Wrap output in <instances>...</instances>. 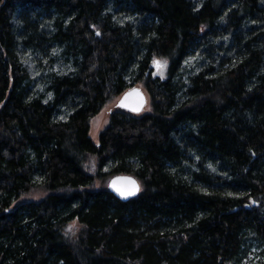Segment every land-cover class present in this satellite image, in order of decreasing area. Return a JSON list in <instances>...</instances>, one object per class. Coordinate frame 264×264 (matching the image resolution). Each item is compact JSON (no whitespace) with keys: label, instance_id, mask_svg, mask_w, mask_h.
I'll return each mask as SVG.
<instances>
[{"label":"trees","instance_id":"16d2710c","mask_svg":"<svg viewBox=\"0 0 264 264\" xmlns=\"http://www.w3.org/2000/svg\"><path fill=\"white\" fill-rule=\"evenodd\" d=\"M133 86L150 109L116 107L94 143L91 119ZM117 174L140 192L117 198ZM255 251L264 0H0V264H242Z\"/></svg>","mask_w":264,"mask_h":264},{"label":"rangeland","instance_id":"374dc122","mask_svg":"<svg viewBox=\"0 0 264 264\" xmlns=\"http://www.w3.org/2000/svg\"><path fill=\"white\" fill-rule=\"evenodd\" d=\"M196 55H193V57H190V59H188V65H192L195 66V61H197V58L195 57ZM156 66H155V71L156 72H162V67L165 64V61L162 59L156 60L155 62ZM59 66L55 67V70L58 69ZM62 68V67H61ZM35 75V74H34ZM41 74H37V76H40ZM140 86V85H139ZM119 97L113 98L110 101H108L103 108L91 119L90 122V131H89V135L92 139V141L94 143H98L99 141V134L100 132L105 128V126L108 123L109 120V113L114 110L117 106V102L119 100ZM149 103L145 105V107L143 108L144 111L149 110ZM142 110V111H143ZM86 169L90 172V173H94L97 166H96V160L93 157H90L88 159V162L85 165ZM107 184V181L106 183ZM42 191H35L32 192L31 194H29L28 196L22 197L19 201L22 200H27V199H31V198H39L42 195ZM71 228H75L72 229L71 231H77L79 229V225L77 224L76 221H73L70 224ZM263 254H261L260 251H255L250 253L243 261L242 264H263Z\"/></svg>","mask_w":264,"mask_h":264},{"label":"water","instance_id":"95a60500","mask_svg":"<svg viewBox=\"0 0 264 264\" xmlns=\"http://www.w3.org/2000/svg\"><path fill=\"white\" fill-rule=\"evenodd\" d=\"M147 103V95L145 91L139 86H133L132 88L124 91L117 102V106L129 110L134 113L141 112ZM138 109V110H137ZM135 184L139 191L135 195L123 197L120 195L121 191H127ZM107 189L113 193L117 198L122 201H126L132 197H135L141 189L139 180L131 174H117L109 178L107 182Z\"/></svg>","mask_w":264,"mask_h":264},{"label":"snow or ice","instance_id":"6c2138e0","mask_svg":"<svg viewBox=\"0 0 264 264\" xmlns=\"http://www.w3.org/2000/svg\"><path fill=\"white\" fill-rule=\"evenodd\" d=\"M99 34V33H97ZM138 110V109H137ZM120 192V195L123 196V197H127V196H132V195H135V193L137 191H139L138 187L135 186V184H133V187L127 191H121V190H117Z\"/></svg>","mask_w":264,"mask_h":264}]
</instances>
